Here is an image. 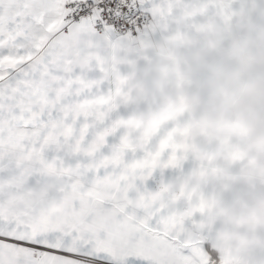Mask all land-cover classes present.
I'll return each instance as SVG.
<instances>
[{"label": "snow or ice", "instance_id": "1", "mask_svg": "<svg viewBox=\"0 0 264 264\" xmlns=\"http://www.w3.org/2000/svg\"><path fill=\"white\" fill-rule=\"evenodd\" d=\"M253 17L264 0H0V264H264V206L228 211L246 129L166 91Z\"/></svg>", "mask_w": 264, "mask_h": 264}, {"label": "crops", "instance_id": "2", "mask_svg": "<svg viewBox=\"0 0 264 264\" xmlns=\"http://www.w3.org/2000/svg\"><path fill=\"white\" fill-rule=\"evenodd\" d=\"M181 71L182 88H176L175 83L166 88L173 99L180 94L194 97L196 115L208 125L224 120L246 129L247 136L232 145L233 151L248 157V168L232 181L243 191L237 193L228 211L237 216L255 213L264 206V173L257 176L258 170L264 169V17L240 23L233 33L222 37L216 51L195 45L181 61ZM143 78L149 82L150 101L159 103L153 75L144 72ZM202 150L219 149L205 144Z\"/></svg>", "mask_w": 264, "mask_h": 264}]
</instances>
